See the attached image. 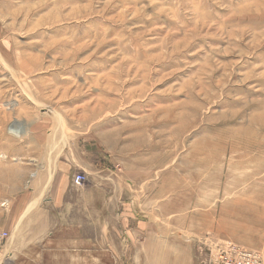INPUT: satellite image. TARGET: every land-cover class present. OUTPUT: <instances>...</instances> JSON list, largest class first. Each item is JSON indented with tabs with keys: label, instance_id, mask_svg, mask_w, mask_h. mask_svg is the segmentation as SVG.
Instances as JSON below:
<instances>
[{
	"label": "rangeland",
	"instance_id": "1",
	"mask_svg": "<svg viewBox=\"0 0 264 264\" xmlns=\"http://www.w3.org/2000/svg\"><path fill=\"white\" fill-rule=\"evenodd\" d=\"M32 141L124 179L142 264L264 258V0H0L5 182Z\"/></svg>",
	"mask_w": 264,
	"mask_h": 264
},
{
	"label": "crops",
	"instance_id": "2",
	"mask_svg": "<svg viewBox=\"0 0 264 264\" xmlns=\"http://www.w3.org/2000/svg\"><path fill=\"white\" fill-rule=\"evenodd\" d=\"M30 148L31 154L39 155L43 147L32 141ZM47 149L42 152L47 158L38 156L31 166L9 165L8 170L16 172L6 182L0 177V236L5 241L1 260L142 264L137 238L150 230L141 221L144 215L137 211L136 197L129 196L124 179L105 163L98 168L90 153L75 162L58 157L55 145ZM78 168L88 173L82 187H75L71 177Z\"/></svg>",
	"mask_w": 264,
	"mask_h": 264
},
{
	"label": "built area",
	"instance_id": "3",
	"mask_svg": "<svg viewBox=\"0 0 264 264\" xmlns=\"http://www.w3.org/2000/svg\"><path fill=\"white\" fill-rule=\"evenodd\" d=\"M87 180L86 174H77L73 178V184L76 187H82ZM4 245V237L0 236V249ZM220 264H264V258L256 252L233 247L229 252V256L224 258Z\"/></svg>",
	"mask_w": 264,
	"mask_h": 264
},
{
	"label": "bare ground",
	"instance_id": "4",
	"mask_svg": "<svg viewBox=\"0 0 264 264\" xmlns=\"http://www.w3.org/2000/svg\"><path fill=\"white\" fill-rule=\"evenodd\" d=\"M12 132H14V133H22V132H23V125H22V124H16V125H14V130H12ZM210 217H211V216H210ZM210 217H208V218L206 219V225H208L209 227H214V226H216L217 223H214V222L212 221L213 218H210ZM218 224H219V226H220L221 228L226 226V224H225L223 221H222V222H219Z\"/></svg>",
	"mask_w": 264,
	"mask_h": 264
}]
</instances>
